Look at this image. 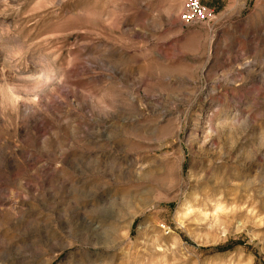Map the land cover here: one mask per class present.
Masks as SVG:
<instances>
[{
	"label": "rangeland",
	"instance_id": "obj_1",
	"mask_svg": "<svg viewBox=\"0 0 264 264\" xmlns=\"http://www.w3.org/2000/svg\"><path fill=\"white\" fill-rule=\"evenodd\" d=\"M0 0V264H264V0Z\"/></svg>",
	"mask_w": 264,
	"mask_h": 264
},
{
	"label": "built area",
	"instance_id": "obj_2",
	"mask_svg": "<svg viewBox=\"0 0 264 264\" xmlns=\"http://www.w3.org/2000/svg\"><path fill=\"white\" fill-rule=\"evenodd\" d=\"M186 7L183 14L184 21L191 23H206L211 13L202 3V0H184Z\"/></svg>",
	"mask_w": 264,
	"mask_h": 264
}]
</instances>
